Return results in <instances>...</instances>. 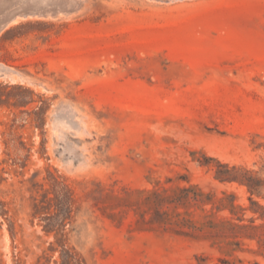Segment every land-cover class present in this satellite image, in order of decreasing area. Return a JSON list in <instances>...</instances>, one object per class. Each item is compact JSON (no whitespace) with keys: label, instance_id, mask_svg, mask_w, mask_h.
<instances>
[{"label":"rangeland","instance_id":"1","mask_svg":"<svg viewBox=\"0 0 264 264\" xmlns=\"http://www.w3.org/2000/svg\"><path fill=\"white\" fill-rule=\"evenodd\" d=\"M34 1L0 11V264H264V0Z\"/></svg>","mask_w":264,"mask_h":264},{"label":"bare ground","instance_id":"2","mask_svg":"<svg viewBox=\"0 0 264 264\" xmlns=\"http://www.w3.org/2000/svg\"><path fill=\"white\" fill-rule=\"evenodd\" d=\"M5 1H8V2H9V5H14V6H15V5H17V4L21 3V2H23V3H22V5H23L25 0H0V11L4 10L5 6H7V5L5 4ZM32 1H33V0H32ZM35 1H36L37 3H40L39 6H40V5L43 6V4L45 3L44 0H35ZM35 1H34L33 3H35ZM54 1H55V0H54ZM183 1H184V0H183ZM82 3H83V2H82ZM27 4H28V1H27ZM35 4H36V3H35ZM22 5H21V6H22ZM83 5H84V3H83ZM14 6H11V7H14ZM8 7H9V6H8ZM18 7H19V6H18ZM34 7H35V6H34ZM19 8H20V7H19ZM14 9H15V8H14ZM16 9H17V8H16ZM21 9H22V8H21ZM48 9H49V8H48ZM8 10H9V9H8ZM46 10H47V9H46ZM4 11H6V10H4ZM9 11H11V10H9ZM9 11H8V12H9ZM17 11H18V10H17ZM17 11H16V12H17ZM21 11H22V10H21ZM11 12H12V11H11ZM11 12H10V13H11ZM13 12H14V11H13ZM16 12H15V13H16ZM2 13H3V12H2ZM2 13H1V14H2ZM15 13H13V14H15ZM3 15H5V12H4ZM38 15H39V14H38ZM8 16H9V15H8ZM8 16H7V15H6V17L4 16L5 19L2 20V21L0 22V30H1L2 27L5 26L9 21H11L12 18L7 19V18L10 17V16H9V17H8ZM11 16H12V14H11ZM29 16H31V15H29ZM42 18H43V17H42ZM47 18H48V17H47ZM5 20H6V21H5ZM14 22H15V21H14ZM9 25H10V24H9ZM9 25H8V26H9ZM6 27H7V26H6ZM6 27H5V28H6ZM12 70H13V69H12ZM2 76H3V74H2Z\"/></svg>","mask_w":264,"mask_h":264}]
</instances>
